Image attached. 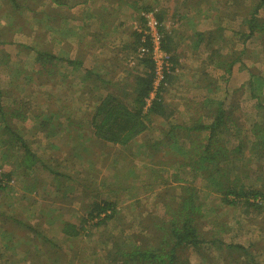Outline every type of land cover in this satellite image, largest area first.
Listing matches in <instances>:
<instances>
[{
    "label": "rangeland",
    "instance_id": "374dc122",
    "mask_svg": "<svg viewBox=\"0 0 264 264\" xmlns=\"http://www.w3.org/2000/svg\"><path fill=\"white\" fill-rule=\"evenodd\" d=\"M107 1L118 0H91L90 7L118 23L123 31L122 38L130 35L128 41L131 43V33L141 24L142 11L146 8H156L160 14L164 11L161 21L163 41H168L172 47L170 55L174 53L176 63L171 61L174 69L170 71L171 80L166 83L163 94L174 116L170 120L151 116L148 130L126 146L100 141L92 138L87 129H78V122L95 110L97 99L118 87L130 88L134 74L141 73L145 67L133 59L122 58L115 65L124 72L117 77L114 74L118 70L107 72L104 84L96 86V91L80 86L75 97L63 93L70 88L58 83L57 77L47 74L46 69L44 79L41 65L34 62L37 49L52 51L57 56L55 65L60 60L54 49L57 33L45 30L41 24L44 23L41 22L44 16L41 6L46 0H10L9 6L15 8L17 37L22 36L18 37L22 43L34 41L36 44L15 47L17 61H22L31 76L30 83L14 84L13 90L7 87L9 83L4 84V89L0 88V116L2 113L6 116L10 109H19L29 117L24 120L6 116L8 127L0 120V171L12 173L10 180L4 179L0 183L5 186L0 190V264H125L124 256L119 255L118 260L113 261L108 252L135 241L142 248L151 246L138 235V224H151L156 218L162 219L180 195H185L183 186H192L198 191L196 196L202 201L204 211L198 221L204 233L215 232L219 237L222 232L220 236L226 243L244 245L256 263L264 264V208L247 211L242 205L236 208L224 205L219 192L204 175L173 162L199 159L193 155L192 143H205L207 131L192 132L187 127L211 123L212 119L208 116L200 118V114H209L212 106H218L220 101L224 103V109L233 111L230 127L222 130L221 137L229 148L241 145V151L234 153L231 159L228 157L227 164L246 184L264 187V149L259 145L263 138L252 132L254 124L263 121V114L258 109L260 102L250 96L249 86L254 82L253 76H258L261 80L256 85L264 101V32L260 26L250 34L246 20L254 16L258 21H264V6H259L261 0H241L239 7L225 9L221 5L227 0H123L120 7L115 6L117 2L113 6L106 5ZM222 11L229 15L219 14ZM92 22L95 23L89 31L94 32L98 30L97 21ZM110 35L109 45H118V33ZM6 37L0 30V39ZM219 45L229 55L238 56L230 73L219 68L217 55H214L217 60L213 63L207 59L211 53L215 54ZM5 56L6 51L0 54V61L6 60ZM41 80L48 82L41 83ZM79 82L83 83V80ZM61 93L78 101L57 102L55 97H61ZM49 95L56 102L47 101ZM154 96L153 93L151 97ZM149 104L150 100L145 110ZM52 113L55 115H50ZM69 117L73 119L71 124ZM44 119L47 121L45 127L41 126ZM13 131L23 137L33 153L27 164L17 160L25 151L23 147L14 148L10 142ZM182 137L181 146L178 144L180 153L169 148L173 141L179 142ZM216 139H219V133ZM188 149H192L191 152ZM32 159L37 163H32ZM102 200L113 202L115 213L111 215L110 209L107 215L111 216L98 224L99 218L106 213L99 217L98 211L93 210L95 202ZM66 221L81 228L79 236L63 233ZM29 224L38 228V232L51 239L53 244L41 237L30 241L26 229ZM201 248H184L183 264L251 263L242 252H225L220 256L216 246L201 245ZM131 263L140 264L138 261Z\"/></svg>",
    "mask_w": 264,
    "mask_h": 264
},
{
    "label": "trees",
    "instance_id": "16d2710c",
    "mask_svg": "<svg viewBox=\"0 0 264 264\" xmlns=\"http://www.w3.org/2000/svg\"><path fill=\"white\" fill-rule=\"evenodd\" d=\"M51 1L56 4L65 5L69 0ZM78 1L80 3L87 2V0ZM122 1L123 0H120L119 2ZM240 1L241 0H227L221 6L223 9L235 5L239 7ZM259 6H264V0L260 1ZM219 9H221L220 6ZM219 14H224L225 17L229 15H226V11L219 12ZM164 15V11L161 14L158 13L157 16L160 21L164 20ZM140 19L141 22L144 21V18L140 17ZM246 20L249 24L250 34L255 30H258L257 28L260 26L262 27V32H264V23H262L264 21L260 22L254 18V16H252L250 20L249 18ZM131 35L133 36V40L130 44V49L133 52L137 53L141 46L151 47L149 41L142 40L143 35L138 31L132 32ZM165 36L167 40V33ZM168 43V41L166 42L165 40H162V48L167 53H172L173 49ZM222 48L223 47L219 45V47L214 50L215 54L211 53L207 59L210 63H213L217 60L214 55H217V58H219V68H224L226 72L230 73L233 65L238 62V56H234V54L229 55V53L224 52ZM36 54V62L52 74L51 71L55 66L54 62H56L54 60L57 59V56H55L52 51L48 53L43 49H38ZM170 60L172 62L174 61L173 63H176L174 53L173 55L171 54ZM138 62L145 68L141 73L134 74V81L128 86L130 88L118 87L115 90L109 91L105 96H101V98L97 99L98 101L94 105L95 110L88 113L86 119L78 122V129L81 131L82 129H87L86 131L92 138L99 139L100 141L126 146L141 133L148 130V120L151 116H159L167 120H170L174 116V111L168 103H166L163 94L166 83L171 80V73H166L164 80L159 87L155 89V61L150 55H147L143 58H138ZM253 79L254 82L249 83L250 96L260 102L258 109L261 110V113L263 114V121L254 124V130H252V132L257 137L263 138L259 145L264 149V101H262V96L259 92L260 88L258 89L256 85L261 79L256 75L253 76ZM153 93L155 96L152 98L151 96ZM148 100H150V104L148 105L147 110H145ZM217 104L218 106H212L209 114H200V118L208 116L212 119L211 123L205 124L202 122L195 126L191 125L187 127L192 132H194L193 130L201 129L207 131L205 134L207 141L205 143L196 144L195 141L192 143L194 146L193 155L198 156L199 159L196 161L190 158L187 163H185V161L183 163L182 161L174 160V155L173 162H178L176 164L181 167H190L193 172L204 175L206 181H211L212 183L210 184H213L216 191L219 192L224 205L233 208L242 205L247 211H261L264 208V187L246 184V182L239 177L240 174H237L235 169H231V165L227 164L228 157L231 159V156L234 155V153L241 151V145H234L230 148L226 146L224 142L225 140H223L221 135L224 133V131H222L223 129H229V121L233 118L231 116L233 111L230 109H224L223 102L219 101ZM6 116L11 119L16 117L27 120L29 118L19 109H10ZM6 116L2 113L0 120H3L5 123L4 126L8 127V119ZM35 117L38 118L36 115ZM72 121L73 119L69 117V124H71ZM46 122L45 119L41 121V126H47ZM8 129L11 130L10 128ZM218 133L219 139H216ZM12 134L13 136L10 138V142L14 144V148L17 147L16 149H18L23 147L25 151V153L20 156V159L17 160L23 164H27L29 162L28 160L33 157V153H31L30 147L26 145V141L21 135L15 131H13ZM184 138V140H189L188 137ZM182 141L183 137L179 142L173 141L169 148H173L179 152ZM178 144L180 146H178ZM162 145L168 147L164 143H162ZM189 147H191V145ZM199 149H201V151H199ZM190 150L189 152H191ZM186 152L188 153V151ZM185 158L186 157H184V160H186ZM31 162L37 163V161L33 159ZM11 174L10 171H2L1 177L3 178V182L4 179L6 181L10 180L12 177ZM232 174H234L235 177H232ZM4 187L5 186L0 184V190ZM182 190L185 191V195H180L176 204L174 203L172 207L169 208V211L167 210L165 212L162 219L156 218L151 224H138L140 229L138 235H141L143 241L148 242L151 246L142 248V246L135 241L129 246L123 245V248H118L114 252L113 250H110L108 256L113 261H117L119 255L124 256L126 258L125 264H133L131 263L132 261H138L140 264H183L182 250L184 248L194 247L197 249H203L201 248V245H204L208 246V248L216 246V248L219 249L220 256L225 252L231 254L233 252H242L250 258L251 263L249 264H258L244 245L240 243H226L220 236V233L222 232H219V237L215 232H212L210 235L204 233L200 222L198 221V218H200L204 212L202 201L196 196L198 191H194L192 186H183ZM163 198H165L164 195ZM113 204V202L107 200L95 202L93 211H98L99 217L101 216V213H106L104 217L99 218L98 224L104 222L108 217L115 213L112 206ZM168 205V203H165V207H168ZM110 209L112 210V213L111 215H107ZM93 211L91 212L92 217L94 216ZM26 229L30 241L41 237L53 244L51 239L43 235V233L38 232V228L29 224L26 225ZM62 231L67 236L76 237L80 235L81 228L66 221L63 225ZM9 239L11 238L9 237ZM135 243H137V245ZM6 244L9 246L8 243ZM106 250L108 251L109 249Z\"/></svg>",
    "mask_w": 264,
    "mask_h": 264
},
{
    "label": "crops",
    "instance_id": "0c3cea01",
    "mask_svg": "<svg viewBox=\"0 0 264 264\" xmlns=\"http://www.w3.org/2000/svg\"><path fill=\"white\" fill-rule=\"evenodd\" d=\"M9 1L10 0H0V30H3L4 34L7 36L6 38L0 39V54L5 51L7 52V56H5L6 60L0 61V88L4 89V84L9 83L10 85L7 87L13 90L12 86H14V84L17 86L19 82H22L23 85H26L32 80L29 72L27 74V71H25L26 67L22 65V61H17L15 47L17 48L19 46H23L26 48L31 45L35 46L36 42L25 41V43H22L23 40L21 41L18 38H21L22 36L17 37V29L15 28V8L9 6ZM116 2L117 4L115 6L120 7L122 2H119V0L107 1L105 4L113 6ZM90 4L91 0H87L86 3H80L78 0H69L65 5L56 4L51 0H46L45 5L41 6V15H44L41 18V22L43 21L44 23L41 24L45 26V30L57 33V35H55L57 39H55L56 42L54 41V49L56 50L58 57H60V60L55 65L53 70L54 73L51 75L53 77H57L59 80L58 83H61V85L71 89L67 92L62 91L63 93H70L69 95L74 93L77 94L80 86H88V91L91 88L92 90H95L96 86H100V84L103 83V79L105 78L107 72H115V70H118L117 66L119 65H115V63L122 58L130 60L133 59L135 62L138 61L135 58L136 52H133L130 49L131 41H128L130 35H127L126 38L123 39V31L120 30L121 28L119 24L106 19V16H103L100 12H95L91 9ZM21 12L22 11L20 10L19 13ZM53 12H55V14ZM93 20L97 21L98 30L96 29L94 32H91L89 31L90 27L95 23L92 22ZM108 23H110V27H108ZM23 31L25 30L23 29ZM116 32L118 33V38L116 40L119 44L109 45V43H111L110 34H114ZM46 42L49 43L50 40ZM20 43L22 45H20ZM59 43L62 45L59 46ZM104 45H109V47H104ZM37 50H35L34 54ZM36 57H34V62L36 61ZM34 62L31 61V63ZM18 70L21 74H19ZM41 70V73L44 74L43 78L45 79L46 72L44 67H42ZM120 71L122 70L119 69L114 76L117 77L120 73L124 72ZM48 73L49 71L47 70V74ZM48 78H50V80L52 79V77ZM81 79L83 80V83L79 82L82 81ZM41 81V83L48 82L46 80ZM8 88H6V91L9 93ZM72 88H75L76 90H72ZM83 89L85 90L84 87ZM10 93H13V91ZM51 95H49L46 99L49 102L52 100L56 102L55 98L57 99V102H68L69 100L78 101L73 97H64L62 93L60 95L61 97L56 96L54 98ZM64 98H67L68 100ZM26 145L29 146L27 143Z\"/></svg>",
    "mask_w": 264,
    "mask_h": 264
},
{
    "label": "built area",
    "instance_id": "2783aa9c",
    "mask_svg": "<svg viewBox=\"0 0 264 264\" xmlns=\"http://www.w3.org/2000/svg\"><path fill=\"white\" fill-rule=\"evenodd\" d=\"M140 14L141 17L144 18V21L141 22V24L136 27L138 29L136 30L143 35V41H149L151 47H146V46L139 47L135 58L138 60V58H143L147 55H150V57L153 58V60L156 63L155 86L160 85L161 82L164 80L166 73H171L170 71L173 70V64L170 60L171 55L170 53L164 51L162 48L163 33L161 30V21L157 16L158 9L156 8L145 9ZM158 57L162 58V60H160ZM1 174L2 171H0V180H1L0 183L3 182V178L1 177Z\"/></svg>",
    "mask_w": 264,
    "mask_h": 264
}]
</instances>
